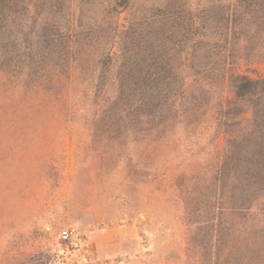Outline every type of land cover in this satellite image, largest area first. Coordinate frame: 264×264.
Instances as JSON below:
<instances>
[{
	"label": "trees",
	"instance_id": "1",
	"mask_svg": "<svg viewBox=\"0 0 264 264\" xmlns=\"http://www.w3.org/2000/svg\"><path fill=\"white\" fill-rule=\"evenodd\" d=\"M263 68L264 0H0L9 128L39 129L49 105L73 114L82 99L95 132L150 146L178 127L213 147L223 137L227 211L264 194Z\"/></svg>",
	"mask_w": 264,
	"mask_h": 264
},
{
	"label": "rangeland",
	"instance_id": "2",
	"mask_svg": "<svg viewBox=\"0 0 264 264\" xmlns=\"http://www.w3.org/2000/svg\"><path fill=\"white\" fill-rule=\"evenodd\" d=\"M78 101L60 116L49 105L39 129L0 115V264H264V194L248 212L226 210L223 137L213 147L178 127L150 146L95 132L103 125ZM66 229L85 236L83 251L62 244Z\"/></svg>",
	"mask_w": 264,
	"mask_h": 264
},
{
	"label": "built area",
	"instance_id": "3",
	"mask_svg": "<svg viewBox=\"0 0 264 264\" xmlns=\"http://www.w3.org/2000/svg\"><path fill=\"white\" fill-rule=\"evenodd\" d=\"M60 240L66 249L71 253H77L84 250L85 236L78 230L66 229L60 233ZM45 264H56L48 262Z\"/></svg>",
	"mask_w": 264,
	"mask_h": 264
}]
</instances>
